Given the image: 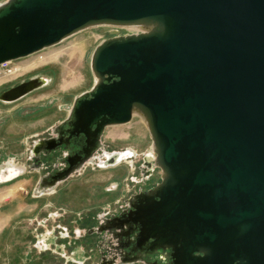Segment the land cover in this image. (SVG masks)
<instances>
[{
	"label": "water",
	"instance_id": "obj_1",
	"mask_svg": "<svg viewBox=\"0 0 264 264\" xmlns=\"http://www.w3.org/2000/svg\"><path fill=\"white\" fill-rule=\"evenodd\" d=\"M138 22L153 28L95 47L98 80L56 130L58 144L79 134L96 144L48 182L90 157L104 128L129 122L136 107L163 170L157 186L129 200L138 243L169 249L172 264H264V0H7L0 63L89 25ZM35 78L0 101L47 83L35 87Z\"/></svg>",
	"mask_w": 264,
	"mask_h": 264
},
{
	"label": "rangeland",
	"instance_id": "obj_2",
	"mask_svg": "<svg viewBox=\"0 0 264 264\" xmlns=\"http://www.w3.org/2000/svg\"><path fill=\"white\" fill-rule=\"evenodd\" d=\"M138 33L123 25L93 24L0 66V94L32 77L47 80L15 101H0V175L7 167L20 169L6 182L0 178V224L10 230L0 248L1 260L29 249L33 255L51 249L59 254L56 264H104L109 257L115 264L164 261L158 254L123 260L121 252L127 248L117 235L121 227L111 222L129 210L134 194L162 181V168L153 159L145 160L146 153L156 157V152L139 114L133 113L127 123L106 126L90 157L66 177L50 186L48 182L68 168L67 158L74 160L80 149L74 143L58 144L56 128L69 114L73 99L98 80L91 67L95 47L108 38ZM48 139L56 143L41 141ZM115 150L128 153L104 166L107 153Z\"/></svg>",
	"mask_w": 264,
	"mask_h": 264
},
{
	"label": "flooded vegetation",
	"instance_id": "obj_3",
	"mask_svg": "<svg viewBox=\"0 0 264 264\" xmlns=\"http://www.w3.org/2000/svg\"><path fill=\"white\" fill-rule=\"evenodd\" d=\"M62 137V136H61ZM76 144L79 148L84 147V149L90 148L94 143L96 144L95 138L93 135H90L88 137H84L82 134L79 135H73L69 138L65 144ZM37 144L35 145V147ZM123 152V150H115L112 152L107 153V157L103 160L104 166L108 165L109 162L114 159L113 155L116 153ZM33 153L35 154L36 151L33 150ZM82 153L80 152V149L76 153H74V156L78 157ZM147 162H150L149 160ZM13 169V167H12ZM50 186V185H49ZM48 187V186H47ZM127 211L123 214V216L119 218H115L111 222L119 225L121 227L120 233L117 234L120 245L122 247H125L127 249H123L121 251V258L125 261L132 260L135 261L137 259H146L148 257L153 256L154 254H158V259L162 258L164 261L160 262L157 261V264H172L170 255H169V249H157L154 253H151L152 249L148 246L147 243H138L137 237H138V226L131 221L129 218V215L126 214ZM155 260V259H154ZM167 260V261H166ZM104 264H115V258L109 257L106 258L104 261Z\"/></svg>",
	"mask_w": 264,
	"mask_h": 264
},
{
	"label": "bare ground",
	"instance_id": "obj_4",
	"mask_svg": "<svg viewBox=\"0 0 264 264\" xmlns=\"http://www.w3.org/2000/svg\"><path fill=\"white\" fill-rule=\"evenodd\" d=\"M125 27H127L128 29H133V30H136L137 32H147L149 30H151L153 28V25L152 24H149V23H142V22H138V23H130V24H121ZM44 80H46L45 78H42L40 80L39 83H36L34 84L35 87L39 86L40 84H42L44 82ZM35 81H39V79L36 77L35 78ZM133 113L135 114H139V116L142 118V120L146 122V118L144 116V114L141 112V110H139L138 108H134L133 109ZM37 144V143H36ZM35 144V145H36ZM154 150V149H153ZM128 151H123V152H119V153H116L115 155H113L114 159H112L108 165H112V164H115L117 163L118 161H120L122 158H124L126 155H127ZM152 159L155 161V163L157 164L156 162V157L153 155V152H148L145 154V160L146 161H152ZM20 169L19 168H16V167H13L12 169V166L11 167H7L6 168V171L4 173H2L0 175V178L2 180H8V179H12L13 177H15L18 173H19ZM51 185V183L49 184Z\"/></svg>",
	"mask_w": 264,
	"mask_h": 264
},
{
	"label": "trees",
	"instance_id": "obj_5",
	"mask_svg": "<svg viewBox=\"0 0 264 264\" xmlns=\"http://www.w3.org/2000/svg\"><path fill=\"white\" fill-rule=\"evenodd\" d=\"M9 231V227H6L2 231L0 235V248L3 246V240ZM30 238L34 239V237ZM45 260H47L48 263ZM56 260H58V256L51 253L50 250L40 251L37 253V255H33L31 250L29 249L27 250V253L25 255L18 254L16 256H13L12 258H9L6 255L5 260H3V257L1 260L0 257V264H56Z\"/></svg>",
	"mask_w": 264,
	"mask_h": 264
},
{
	"label": "crops",
	"instance_id": "obj_6",
	"mask_svg": "<svg viewBox=\"0 0 264 264\" xmlns=\"http://www.w3.org/2000/svg\"><path fill=\"white\" fill-rule=\"evenodd\" d=\"M7 161V160H6ZM5 182L6 181H8V180H4ZM7 226H5V223H2V224H0V235H1V233H2V231L6 228ZM50 251H51V253H53L54 255H59V254H57L56 252H54V251H52L51 249H49ZM40 252V251H39ZM61 257V256H60Z\"/></svg>",
	"mask_w": 264,
	"mask_h": 264
},
{
	"label": "built area",
	"instance_id": "obj_7",
	"mask_svg": "<svg viewBox=\"0 0 264 264\" xmlns=\"http://www.w3.org/2000/svg\"><path fill=\"white\" fill-rule=\"evenodd\" d=\"M6 63H7V61L2 62V63H0V66L5 67ZM7 71H11V70L7 69Z\"/></svg>",
	"mask_w": 264,
	"mask_h": 264
}]
</instances>
